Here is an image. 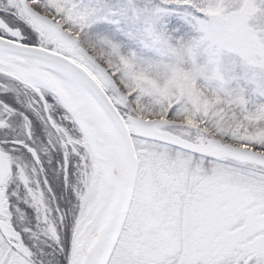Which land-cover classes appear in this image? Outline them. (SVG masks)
<instances>
[{"label":"snow or ice","instance_id":"6c2138e0","mask_svg":"<svg viewBox=\"0 0 264 264\" xmlns=\"http://www.w3.org/2000/svg\"><path fill=\"white\" fill-rule=\"evenodd\" d=\"M213 15L0 0V264H264V0Z\"/></svg>","mask_w":264,"mask_h":264},{"label":"rangeland","instance_id":"374dc122","mask_svg":"<svg viewBox=\"0 0 264 264\" xmlns=\"http://www.w3.org/2000/svg\"><path fill=\"white\" fill-rule=\"evenodd\" d=\"M102 2V6H106L109 8H115V9H119L122 6H126V0H101ZM134 3H136L137 5H139L140 7L143 6V0H134ZM101 27L103 29H105V31L102 33L104 35H121L120 32H117V28L122 29L123 32H132L133 35L131 38L126 39L124 42L126 44L127 47L129 48H138L137 45V40H138V34L135 33L133 26L122 20L121 24L119 25H113L111 23L109 24H104L101 25ZM148 55H151L150 53H148ZM237 73L238 74H242V70L237 68ZM254 85L252 84H246V90L249 93L250 97L254 100V102L256 104L259 103H264V98L259 97L258 95H252V93L254 92Z\"/></svg>","mask_w":264,"mask_h":264},{"label":"clouds","instance_id":"9594fccd","mask_svg":"<svg viewBox=\"0 0 264 264\" xmlns=\"http://www.w3.org/2000/svg\"><path fill=\"white\" fill-rule=\"evenodd\" d=\"M226 3V0H205L206 8L212 12L214 15L212 19L217 21H225V17L222 15L223 7ZM202 55H205V62H207L208 55L204 50H200ZM188 53L186 52L185 55ZM225 55H229L227 50H224ZM216 59H219V56H215ZM242 71L247 73L250 78H254L257 81H264V62L260 60H249L241 59Z\"/></svg>","mask_w":264,"mask_h":264}]
</instances>
